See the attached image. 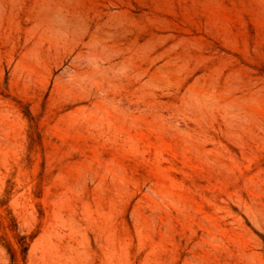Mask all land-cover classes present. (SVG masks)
<instances>
[{
	"label": "rangeland",
	"instance_id": "1",
	"mask_svg": "<svg viewBox=\"0 0 264 264\" xmlns=\"http://www.w3.org/2000/svg\"><path fill=\"white\" fill-rule=\"evenodd\" d=\"M0 264H264V0H0Z\"/></svg>",
	"mask_w": 264,
	"mask_h": 264
}]
</instances>
